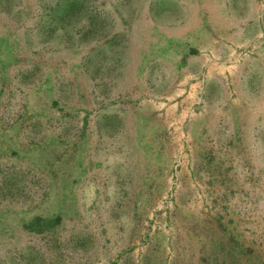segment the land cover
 I'll return each instance as SVG.
<instances>
[{"label":"rangeland","instance_id":"obj_1","mask_svg":"<svg viewBox=\"0 0 264 264\" xmlns=\"http://www.w3.org/2000/svg\"><path fill=\"white\" fill-rule=\"evenodd\" d=\"M242 109L264 117V0H0V264H264Z\"/></svg>","mask_w":264,"mask_h":264},{"label":"crops","instance_id":"obj_2","mask_svg":"<svg viewBox=\"0 0 264 264\" xmlns=\"http://www.w3.org/2000/svg\"><path fill=\"white\" fill-rule=\"evenodd\" d=\"M199 8H204L203 11L205 13L209 12V14H207L206 16L209 20L212 21V23L214 24V27L218 26V22H217L218 15L216 13L218 11H225V9H223V7H220V5H217L215 3H213L211 5H207L205 7H199L198 5H196V6L193 5V9L191 10V12L193 11V16L186 20V21H188V23L184 27L185 35H188L190 33L189 32L190 29H194L197 31L196 23L199 21V16H198V12L200 11ZM259 9H260L259 5H255L252 3L251 4L250 3H243V4L235 5V6H233V10L228 9L229 11L233 12V15L231 17H228L227 12H225L226 13L225 15L221 16V19H225L224 21H222V23L223 22L228 23L227 27H230L232 29H237L236 35H242V32H244V29H242V28H244L245 26H247V24H249V20H250V14L249 13L251 11H255V10L259 11ZM212 13H215L216 15H212ZM207 27L211 28L212 26L210 24ZM239 29H242V31ZM196 31H194L193 34H195ZM181 38H183V37H181ZM238 40H239V43H237V44H239V45L243 44V43L247 44L249 42L248 37H245V38L243 37V39H238ZM216 42L217 41H215V43ZM241 53L243 56L246 55V53H244V52H241ZM184 58L186 59V57H184ZM231 68L234 69L233 67H231ZM245 112L247 113V111H245ZM262 117L260 118V116H258L257 119H255V118L251 119L250 117H248V115H245L244 110L242 109L237 115L235 124L237 127H241L242 134L247 136V138L249 139L250 134L252 133L251 132L252 127L255 125V123H257V121L264 120V117L263 118ZM242 134H241V136H243ZM263 142H264V137H263Z\"/></svg>","mask_w":264,"mask_h":264}]
</instances>
